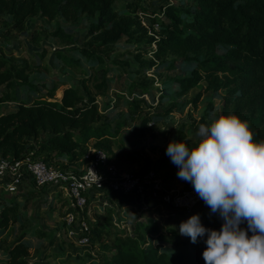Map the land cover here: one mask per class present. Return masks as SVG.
<instances>
[{
	"label": "trees",
	"instance_id": "obj_1",
	"mask_svg": "<svg viewBox=\"0 0 264 264\" xmlns=\"http://www.w3.org/2000/svg\"><path fill=\"white\" fill-rule=\"evenodd\" d=\"M121 1L124 2L122 8H114L115 3ZM178 1V4L160 5L159 12H153L142 8L140 0L130 4L126 0H0V35L24 33L27 21L37 16L50 21L61 19L73 28L85 26L88 33L83 37L87 39L83 46L78 45L83 39L71 34L70 29L42 28L27 34L33 44L42 37L65 45L77 44L68 53L57 51L54 55L55 60L71 70L79 68L80 59L92 64L102 63L98 52L122 39L128 42L148 39L156 46L155 62L142 63L143 71L175 70V60L163 59L177 57L189 69L170 80L176 86L175 93L184 94L202 82L206 83V90L226 89L221 114H235L248 121L254 139L264 140V0ZM140 13L151 19L148 21L151 29L142 25ZM159 15L157 22L155 17ZM158 29L157 38L148 36L151 30ZM35 68V64L11 62L0 52V105L13 103L16 106L13 111L0 113V159L30 158L61 171L80 174L87 167L91 147L115 162L113 149L117 133L126 121L110 119L99 110L85 81L81 87H76L59 79L50 85L29 80V73ZM104 85L102 82L96 89ZM61 86H64L61 98L56 100L54 94ZM142 91L144 93L134 95L133 100L127 102L134 111L141 112L138 102H143L142 95L148 94ZM160 117L146 114L138 123V130L144 131L150 121ZM201 123H205L204 119L193 127L198 130ZM178 139H184L181 131ZM84 158L87 162L80 163ZM77 163L84 164L83 168L68 169ZM147 171H153L163 182L182 180L177 176L178 167L166 154L149 162ZM191 187L186 183L183 189ZM39 191L26 193L30 197ZM104 196L115 198L107 193ZM89 203L87 197L84 211ZM102 211V220L94 223H89L83 213L89 231L85 236L91 248L98 250V260L88 264H205L203 239L194 244L189 237L151 225V222L146 226L147 233L143 227L128 233L120 228L112 207ZM21 215L19 202L0 194V239L11 226H25L27 222L29 226L0 250V264H25L28 256L25 239L46 238L44 232L31 225L29 218L22 219ZM199 216L204 227L220 230L223 221L218 214L203 209ZM241 227L247 228V224Z\"/></svg>",
	"mask_w": 264,
	"mask_h": 264
},
{
	"label": "rangeland",
	"instance_id": "obj_2",
	"mask_svg": "<svg viewBox=\"0 0 264 264\" xmlns=\"http://www.w3.org/2000/svg\"><path fill=\"white\" fill-rule=\"evenodd\" d=\"M126 2L130 4L133 0H126ZM140 2L142 8L159 12L160 5L178 4L180 1L140 0ZM123 5L124 2L121 1L115 3L114 8L120 9ZM160 18L161 15L155 17V20L159 22ZM140 19L142 25L149 27L148 21L151 19L148 15L140 13ZM42 28L50 31L70 29L71 34L83 39L78 45H86L87 39L83 37L88 33L87 27L73 28L61 19L50 21L37 16L27 21L24 33L12 32L8 36L0 35V52L11 62L37 65V68L29 73V80L45 81L50 85L54 80L59 79L76 87H81L82 82L85 81L84 84L90 90V95L95 97L99 110L110 119L122 118L126 121V125L117 133L113 149L115 163L120 173L136 174L147 168L149 162L156 161L166 154L170 141H181L178 139L180 131L184 136L182 142L187 143L191 148L197 141V130L193 125L201 119L207 123L209 116L213 113L217 116L221 115L220 109L223 98L227 94L226 89L217 92L206 90V83L202 82L184 94L175 93L176 86L170 80L179 76L182 70L189 69V66L181 63L177 57L167 56L163 59L175 60V70L156 72L151 68L146 72L143 71L142 63L155 62L153 51L156 46L148 39L136 42L122 39L102 52H98L102 63L92 64L80 59L79 68L71 70L55 60L54 55L57 51L68 53V50L77 44L65 45L47 37H42L37 44H33L27 34ZM1 32L0 28V34ZM150 32L152 33H148V36L157 38L159 29ZM102 82L105 84L104 87L100 90L96 89V86L101 85ZM63 87H59L55 92L56 100L61 98ZM142 90L148 94H143V102H138L141 112L134 111L127 102L132 101L134 95L144 93ZM15 108L13 103L3 104L0 105V113H7ZM146 114H158L161 117L159 120L150 121L146 129L141 132L138 130V123ZM86 162L84 158L80 163ZM80 163L68 169L83 168L84 164ZM161 174L163 175L164 172ZM186 183L188 182L180 180L173 185L176 188H183ZM0 194L17 200L20 204L22 219L29 218L31 225L37 226L46 235L45 239H25L28 246L25 264H88L89 261L98 260V250L78 244L76 238H71L68 234L65 217L62 216L71 210L66 192L42 189L37 195L30 197L21 191L16 195L2 191ZM140 202L139 199L128 202L118 197L107 198L104 195H97L87 205L84 217L89 223L101 221L102 209L112 207L113 216L119 220L120 228H124L128 233L136 232L137 228L142 227L146 228L147 233L148 222L179 233L181 222L194 214H199L203 209L211 210L202 202L187 213L170 210L159 213L161 207L160 209L159 206L151 204L142 205ZM28 228V222L25 226H11L6 235L0 239V250L9 246Z\"/></svg>",
	"mask_w": 264,
	"mask_h": 264
},
{
	"label": "clouds",
	"instance_id": "obj_3",
	"mask_svg": "<svg viewBox=\"0 0 264 264\" xmlns=\"http://www.w3.org/2000/svg\"><path fill=\"white\" fill-rule=\"evenodd\" d=\"M196 137L191 148L170 141L166 155L178 178L223 223L220 230L209 229L194 214L180 223L179 234L194 244L204 240L205 264H264V140L256 141L239 116L215 113L199 125Z\"/></svg>",
	"mask_w": 264,
	"mask_h": 264
},
{
	"label": "built area",
	"instance_id": "obj_4",
	"mask_svg": "<svg viewBox=\"0 0 264 264\" xmlns=\"http://www.w3.org/2000/svg\"><path fill=\"white\" fill-rule=\"evenodd\" d=\"M90 159L84 172L74 174L48 166L30 158L10 161L0 159V191L16 195L47 189L63 191L70 200V212L65 222L68 234L78 244L90 246L88 226L83 220L87 197L92 202L97 195L105 193L142 205L165 207L171 212L187 213L203 202L194 191L176 188L172 182H163L153 171L143 170L131 174L120 173L114 160L89 147ZM76 223V226L74 224Z\"/></svg>",
	"mask_w": 264,
	"mask_h": 264
},
{
	"label": "crops",
	"instance_id": "obj_5",
	"mask_svg": "<svg viewBox=\"0 0 264 264\" xmlns=\"http://www.w3.org/2000/svg\"><path fill=\"white\" fill-rule=\"evenodd\" d=\"M161 206H159V208H160ZM162 208V209H161ZM160 209L161 210H159V213L161 212V211H164V212H166V211H168V209L167 208H165V207H161Z\"/></svg>",
	"mask_w": 264,
	"mask_h": 264
}]
</instances>
